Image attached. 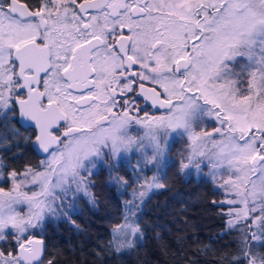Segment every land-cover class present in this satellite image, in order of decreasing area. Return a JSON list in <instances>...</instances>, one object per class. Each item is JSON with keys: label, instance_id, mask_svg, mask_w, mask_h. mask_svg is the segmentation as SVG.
I'll return each instance as SVG.
<instances>
[{"label": "snow or ice", "instance_id": "snow-or-ice-1", "mask_svg": "<svg viewBox=\"0 0 264 264\" xmlns=\"http://www.w3.org/2000/svg\"><path fill=\"white\" fill-rule=\"evenodd\" d=\"M13 121L34 124L47 156L23 171L0 165L11 182L0 186V241L15 245L0 264H44L43 240L25 235L68 215L98 159L130 150L139 191L109 249L134 246L137 200L178 163L208 167L222 190L214 203L240 231L231 264H264V0H0V141Z\"/></svg>", "mask_w": 264, "mask_h": 264}, {"label": "trees", "instance_id": "trees-1", "mask_svg": "<svg viewBox=\"0 0 264 264\" xmlns=\"http://www.w3.org/2000/svg\"><path fill=\"white\" fill-rule=\"evenodd\" d=\"M27 135L13 121L7 143L0 141V165L8 171L37 166ZM176 142L181 144L180 139ZM173 146L169 157L178 161ZM120 163L116 172L125 178L126 186L115 184L107 167L99 166L90 176V206L81 200L68 215L46 217L33 231L44 241V264L50 259L54 264H231L238 255L240 231L228 229L226 216L220 214L223 209L214 203L223 198L222 192L209 177L193 170L180 172L178 163L166 169L161 181L164 188L152 189L143 202L137 200L141 234L135 237L134 246L120 252L109 249L112 229L123 222L125 202L130 200L126 192L133 182L132 174ZM14 246L10 239L0 242L1 249Z\"/></svg>", "mask_w": 264, "mask_h": 264}, {"label": "rangeland", "instance_id": "rangeland-1", "mask_svg": "<svg viewBox=\"0 0 264 264\" xmlns=\"http://www.w3.org/2000/svg\"><path fill=\"white\" fill-rule=\"evenodd\" d=\"M141 115H143V113H141ZM137 126V127H136ZM217 125H216V123L214 122V121H209V122H207L206 124H204V125H201V127H207V129L209 130V131H211V129L213 128V127H216ZM136 129H137V131H136ZM130 135H132V136H139V135H143V131L141 130V128H140V126L139 125H132L131 126V128H130V133H129ZM179 140V139H178ZM180 142H181V144L180 143H178V145H177V148L176 149H172V151L174 152V153H180V152H182L183 150H184V148H185V141H182V140H180ZM172 145H174L173 143L171 144V146ZM174 147V146H173ZM178 149V150H177ZM180 151V152H179ZM47 156V155H46ZM46 156L45 157H43V158H41L39 161H38V164H37V166H35L34 168H38V166L40 165V162L42 161V160H44V159H46ZM140 159V154L138 153V152H136L135 150H130V151H128V152H125V153H121V154H119V156H117V157H113L112 155H108L107 157H105V158H102V159H98L96 162H95V168H97V167H99V166H106L107 167V169H108V172H109V175H112V181L115 183V184H119L120 182L118 181V178L119 177H122V176H119V174H118V172H116L117 171V169H121V168H119L118 166H119V162H121L120 164H122V165H124V166H126V169H128V172H129V174H132V178H133V182H132V185L131 186H128V189H127V192H126V197L127 198H130V200H132L133 199V191L134 190H136L137 192L139 191V187H138V184L140 183V182H137L136 180H135V178H134V172H133V170L136 168V165H137V161ZM128 161H130V163L128 162ZM128 162V163H127ZM95 168L93 169V171L95 170ZM25 169V167L21 170V171H23ZM111 169H113L114 171H111ZM190 170H193V171H195V173L194 174H199V175H204V176H206V177H209L210 179H212L213 180V178L208 174L209 173V168L208 167H203L202 166V168L200 169V170H196L195 168H192V169H190ZM132 171V172H131ZM185 171H188V170H185ZM155 173V171L154 172H148V171H146V174L148 175V176H152L153 174ZM84 175L85 176H88V173L86 172V173H84ZM7 176V173H5L4 174V176L3 177H0V186H3V187H5L6 188V190L8 189V188H10L11 187V182H10V180L7 182V183H5L4 182V177H6ZM124 180H125V178H123ZM119 183H118V182ZM142 182V181H141ZM121 185V184H120ZM125 186V185H124ZM214 186H216V182H214ZM90 187H91V184L89 183V186H88V194L86 195L84 192H81L79 195H78V197L76 198V200H75V205H74V207L68 212V213H71L74 209H76V206H77V204H78V202L79 201H81V200H83V201H85L86 203H87V206H90L91 204H92V202H93V197H92V194H91V191H90ZM221 192H222V190H221ZM224 198V197H223ZM222 198V199H223ZM221 199V200H222ZM127 201H129V200H127ZM67 203V202H66ZM22 208H23V210L26 212L27 211V208L25 207V206H21ZM60 215H62V214H60ZM59 216V215H58ZM227 217H226V222H227ZM42 224V223H41ZM227 224V223H226ZM39 229V227L38 228H36V229H32V230H30L26 235H25V238H27V236H34V237H40V236H38V235H33V231L34 230H38ZM240 236V235H239ZM41 238V237H40ZM8 239H10L11 241H12V237L11 236H9L8 237ZM1 242V241H0ZM1 249V248H0ZM257 251H261V249H259V248H257L256 249Z\"/></svg>", "mask_w": 264, "mask_h": 264}, {"label": "flooded vegetation", "instance_id": "flooded-vegetation-1", "mask_svg": "<svg viewBox=\"0 0 264 264\" xmlns=\"http://www.w3.org/2000/svg\"><path fill=\"white\" fill-rule=\"evenodd\" d=\"M28 2H30V3H33V4H35V0H28ZM156 114H159V113H156ZM15 122V121H14ZM26 123H29V124H26V125H22V124H20V123H17V122H15V125L17 126V127H19L24 133L26 132L28 135H27V137H28V140H29V147H30V149H31V151L37 156V159H38V161L41 159V158H43V157H45L47 154H44V155H38L35 151H34V149H33V147H32V140L35 138V135H36V131H35V128H34V124H32V122H26ZM137 127V126H136ZM136 131H137V129H136ZM63 132V128L61 127V128H59V130L58 131H56L54 134H56V135H60L61 133ZM174 144V149H176L177 148V142H175V143H173ZM178 150V149H177ZM38 163V162H37Z\"/></svg>", "mask_w": 264, "mask_h": 264}, {"label": "water", "instance_id": "water-1", "mask_svg": "<svg viewBox=\"0 0 264 264\" xmlns=\"http://www.w3.org/2000/svg\"><path fill=\"white\" fill-rule=\"evenodd\" d=\"M20 124H22V125H26V124H29V123H26V122H23V121H21V122H19ZM32 147H33V149H34V151L38 154V155H44L45 153H43L42 152V150H40L39 149V147H38V144L37 143H35V138L32 140ZM35 239H39V240H43L42 238H40V237H34ZM44 242V241H43Z\"/></svg>", "mask_w": 264, "mask_h": 264}]
</instances>
